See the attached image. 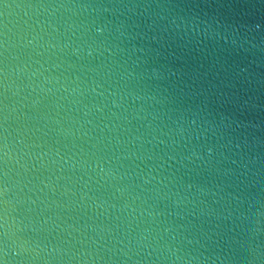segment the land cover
Instances as JSON below:
<instances>
[{
	"label": "clouds",
	"instance_id": "1",
	"mask_svg": "<svg viewBox=\"0 0 264 264\" xmlns=\"http://www.w3.org/2000/svg\"><path fill=\"white\" fill-rule=\"evenodd\" d=\"M0 264H264V0H0Z\"/></svg>",
	"mask_w": 264,
	"mask_h": 264
}]
</instances>
